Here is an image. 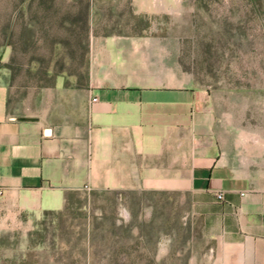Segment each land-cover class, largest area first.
Masks as SVG:
<instances>
[{
  "label": "crops",
  "instance_id": "obj_1",
  "mask_svg": "<svg viewBox=\"0 0 264 264\" xmlns=\"http://www.w3.org/2000/svg\"><path fill=\"white\" fill-rule=\"evenodd\" d=\"M88 8L85 83L61 76L20 109L0 93V264H39L8 239L83 190L180 194L210 241L199 264H264V113L256 128L197 79L173 30L190 4Z\"/></svg>",
  "mask_w": 264,
  "mask_h": 264
},
{
  "label": "rangeland",
  "instance_id": "obj_2",
  "mask_svg": "<svg viewBox=\"0 0 264 264\" xmlns=\"http://www.w3.org/2000/svg\"><path fill=\"white\" fill-rule=\"evenodd\" d=\"M91 1L0 0V93L9 90L13 108L61 76L85 83ZM187 2L194 12L173 30L184 36L190 68L262 127L264 0ZM69 199L65 211L8 239L9 251L39 264H199L210 245L180 194L83 190Z\"/></svg>",
  "mask_w": 264,
  "mask_h": 264
},
{
  "label": "built area",
  "instance_id": "obj_3",
  "mask_svg": "<svg viewBox=\"0 0 264 264\" xmlns=\"http://www.w3.org/2000/svg\"><path fill=\"white\" fill-rule=\"evenodd\" d=\"M3 194V189L0 187V196ZM218 200H223V194H218L217 196Z\"/></svg>",
  "mask_w": 264,
  "mask_h": 264
},
{
  "label": "trees",
  "instance_id": "obj_4",
  "mask_svg": "<svg viewBox=\"0 0 264 264\" xmlns=\"http://www.w3.org/2000/svg\"><path fill=\"white\" fill-rule=\"evenodd\" d=\"M69 201H70V199H68V204H67V206L69 205Z\"/></svg>",
  "mask_w": 264,
  "mask_h": 264
}]
</instances>
